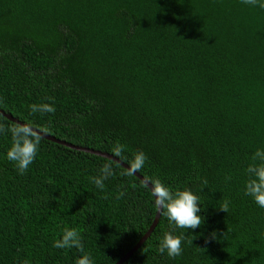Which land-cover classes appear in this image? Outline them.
Returning a JSON list of instances; mask_svg holds the SVG:
<instances>
[{"label": "trees", "instance_id": "obj_1", "mask_svg": "<svg viewBox=\"0 0 264 264\" xmlns=\"http://www.w3.org/2000/svg\"><path fill=\"white\" fill-rule=\"evenodd\" d=\"M42 103L55 113L30 112ZM0 110L112 156L119 141L115 158L128 166L143 151L139 175L200 197L201 227L173 232L185 236L182 255L157 251L173 231L160 215L122 264H264V209L244 195L245 169L264 149V10L240 0H0ZM10 146L0 134V264H75L83 253L52 247L65 227L94 264H116L150 227L154 197L119 163L101 191L88 178L108 158L42 138L20 175Z\"/></svg>", "mask_w": 264, "mask_h": 264}, {"label": "clouds", "instance_id": "obj_2", "mask_svg": "<svg viewBox=\"0 0 264 264\" xmlns=\"http://www.w3.org/2000/svg\"><path fill=\"white\" fill-rule=\"evenodd\" d=\"M242 4L252 7H258L264 10V0H240ZM48 99H51L50 97ZM31 113L37 112L41 114L55 113L56 108L49 103L31 104L28 105ZM11 134V146L7 151L6 157L10 162H14L16 169L20 175H24L29 166L34 162L39 151V145L42 140L40 131L35 129L30 123H12L6 126L0 123V134ZM126 146L117 141L111 151L114 157H121ZM148 157L143 151H138L133 154L129 161V167L123 174L132 176L143 169ZM251 163L245 169L248 179L245 181L244 195L253 199L254 203L264 209V149H257L251 156ZM117 163L109 160L100 168V175L89 177V181L95 185L97 189L104 190V181L113 176V165ZM231 176L226 177L230 180ZM207 184V181H204ZM143 185L149 188L154 197V205L161 216L167 218L170 227L173 231H166L159 240L157 251L160 254L167 253L171 259L182 255L184 235H174L175 229L195 230L204 223L205 218L198 213L201 212L200 197L194 194L190 189L172 190L166 186L158 178H145ZM203 188L201 189V191ZM124 192H120L117 198L124 196ZM107 199V195L103 197ZM230 201L225 199L220 205L219 210L227 213L229 211ZM225 235V233L223 234ZM210 238H217L216 232L210 234ZM208 243V239L205 241ZM192 243V241H189ZM53 248L70 249L75 248L83 253L76 259L75 264H94L90 253L84 252V245L80 232L76 228L65 227L62 230L61 238L53 241ZM23 264H30V261L24 260Z\"/></svg>", "mask_w": 264, "mask_h": 264}, {"label": "water", "instance_id": "obj_3", "mask_svg": "<svg viewBox=\"0 0 264 264\" xmlns=\"http://www.w3.org/2000/svg\"><path fill=\"white\" fill-rule=\"evenodd\" d=\"M0 114L3 115L4 117H6L7 119H9L10 121L14 122V123L24 124V123L20 122L19 120H17L16 118H13L11 115L4 113L1 110H0ZM40 135L42 136V138H45V139H47L49 141H52V142H55V143H58V144H61V145L76 149V150L84 151V152H87V153H91V154H94V155H98V156H101V157H105V158L111 159L113 161H116L117 163H119L121 166H123L126 169H128V167H129L127 164L123 163L119 159H117V158L113 157L112 155L107 154L105 152H101V151H98V150H93V149H88V148H84V147L75 146V145L69 144V143H67L65 141L58 140V139H56V138H54L52 136H49L47 134H44L43 132H40ZM134 175L139 180H141L142 182L145 179L143 176L139 175L138 173H134ZM150 188H151V185H149V190H150ZM159 217H160V213L158 211H156L154 219H153L150 227L146 231V233L140 238V240L135 244V246L123 258H121L116 264H122L124 261H126L141 246V244H143L145 242V240L150 236L151 232L155 228V226H156V224H157V222L159 220Z\"/></svg>", "mask_w": 264, "mask_h": 264}]
</instances>
